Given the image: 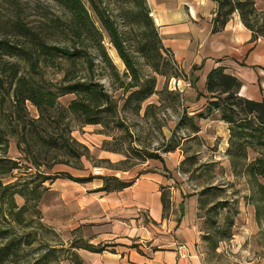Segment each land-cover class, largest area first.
<instances>
[{
    "label": "rangeland",
    "instance_id": "1",
    "mask_svg": "<svg viewBox=\"0 0 264 264\" xmlns=\"http://www.w3.org/2000/svg\"><path fill=\"white\" fill-rule=\"evenodd\" d=\"M97 1L107 8L118 29L125 32L128 39L126 45L137 67L138 79L152 86V94L140 104L133 97L128 98L130 91L124 92L119 87L110 74V68L93 49V41L77 40L75 45L80 53L86 52L94 59L92 75L116 102L115 114L106 113V123L102 125L81 124L62 109L73 95L59 94L57 107L49 110L41 121H49L51 126L47 127V131L53 135L67 125V135L71 138L69 147L64 152L47 150L37 144L33 136H29L28 144L26 141L20 142L18 147L17 136L7 135V148L0 146V154L16 161L18 168L12 171V177L2 179L3 182L18 178V183L38 185L40 191L45 187L50 189L57 184L67 183L60 177L41 183L44 175L58 172H68L74 177H91L89 181L96 178L102 184L114 185L117 181L130 180L150 170L170 176L171 170L175 169L177 182L183 184L185 191L196 189L198 194L203 195L200 213L209 219L200 225L203 264H264V199H259L264 195L256 191L242 165L256 156L257 148H248L247 159L238 158L233 171L230 156L226 154L229 131L224 129V135L215 139H211V136L207 138L203 131H192V124L200 130L198 122L205 118L198 117L197 113L206 111L209 99L206 98L201 107L189 104L186 99L190 90L188 87L179 90L177 86V80L189 78V74L164 56H158L154 46L142 49L144 39L129 11L127 0ZM251 1L255 12L249 15L250 23L264 29V0ZM16 17L49 44L60 46L66 42L61 34L66 24L64 13L53 2L0 0V41L19 47L24 41L13 26ZM96 26L103 33L102 45L120 80L127 83L130 78L124 63L98 22ZM4 63H17L19 73L32 76L52 90L58 89L62 69L67 64L55 62L34 75L18 57L6 56L0 50V126L7 131L9 123L13 125L15 121L37 119L38 111L29 101L20 107L14 104L11 73L2 70ZM74 75H87L81 63L76 64ZM217 117L215 110L207 118ZM206 129L209 130L205 133L210 134L211 128ZM224 137L227 138V146ZM29 148L31 151L27 153ZM220 149L225 153H218ZM32 159L39 165L34 166ZM55 161L62 162L53 164ZM45 192H42L36 210L31 208L24 214L22 223L12 221L9 216L5 220L0 218L1 231H7L8 235L24 242L31 241L13 260L4 264H28L47 252L46 264H86L80 256L75 258L68 246L72 239L79 243L87 241L89 231L86 228L60 230L54 220L57 215L54 197L45 200L46 209L42 203ZM14 200L18 206L24 203V199L17 194ZM220 217L222 220H219ZM225 233L230 237L221 238ZM232 237L234 240L229 241ZM219 239L223 241L217 245L220 251L216 252L214 246Z\"/></svg>",
    "mask_w": 264,
    "mask_h": 264
},
{
    "label": "trees",
    "instance_id": "2",
    "mask_svg": "<svg viewBox=\"0 0 264 264\" xmlns=\"http://www.w3.org/2000/svg\"><path fill=\"white\" fill-rule=\"evenodd\" d=\"M55 3L64 13L65 27L61 34L66 39L63 45L56 46L49 44L36 32L28 28L19 17L13 21V26L23 39L19 47L10 46L0 41L2 54L9 57H18L23 61L30 73L38 75L43 67L53 66L55 62L67 64L63 67L62 76L59 80L57 90L44 87L32 76L19 73L20 67L17 63H4L2 70L11 73V88L13 101L17 107L22 106L25 101L33 104L38 117L33 121H15L13 125L9 123L7 131L0 126V146L7 148V135L17 136L18 147L20 142L27 143L29 136H33L47 150H59L64 152L69 147L71 138L67 135L68 126L60 129L57 135L49 133L47 127L49 121H41L49 113V110L57 107L58 95L72 94L66 107L62 109L73 115L81 124H105V114H115L117 105L111 94L105 89L103 84L94 79L92 72L94 59L88 54L80 53L75 43L77 40L93 41V49L101 57L102 62L110 68V74L119 87L124 92L130 91L128 98L133 97L137 104H140L152 94V86L140 82L137 74V67L126 45L128 39L125 32L118 29L114 19L106 7L101 6L97 0H49ZM218 9L216 21L218 22L214 30L223 27L230 15L237 11L244 24L252 32L251 39L264 36V29L260 26L255 27L250 23L249 15H254L255 9L251 0H216ZM129 11L133 16L137 28L140 29L143 47L151 45L156 48L158 56L162 58V45L158 36L157 29L145 0H127ZM94 17L96 21L92 18ZM98 22L100 28L105 32L109 42L115 49L118 57L124 63L130 81L124 83L120 80L119 74L108 57L103 45V33L96 26ZM142 51V50H140ZM77 63H81L87 75H74V68ZM240 82L236 77L226 74L222 69L211 70L205 82V89L209 99L206 111L197 113L200 118L209 117L213 111L218 112V119L226 122L229 126V138L226 154L230 156V165L237 166V159H247V149L257 148L256 156L250 162H244V173H246L254 184L256 191L264 195V103L242 97L238 94ZM59 92V93H57ZM124 94V93H123ZM139 106L137 105L136 109ZM11 122V121H10ZM192 131L197 132V125L192 124ZM28 144V143H27ZM30 153L31 148L26 150ZM151 157V156H150ZM56 162V161H55ZM62 161H57V164ZM34 166L39 164L35 159L31 160ZM17 162L8 158L5 154H0V218L9 216L12 221L20 224L24 220V214L29 209H35L38 200L47 187L38 190V185L28 186L29 182L18 183V178L13 181L3 182L2 179L12 177V171L17 169ZM69 179L77 182H86L91 177H74L68 172H58L54 175H44L41 183L45 180L52 182L56 178ZM39 183V185L41 184ZM126 181H117L114 185L104 182L98 190L112 191L126 187ZM19 195L24 199V203L18 206L14 200V195ZM264 199V197L259 198ZM163 207H166L167 199L162 197ZM28 202H31L29 204ZM36 210V209H35ZM38 212V211H36ZM230 234L225 233L221 238H229ZM30 240L24 242L8 235L7 231L0 230V264L7 263L15 258L24 246L29 245ZM106 245H92L87 242L79 243L75 240L69 242L68 248L72 255L78 258L75 250L81 248L92 252H100ZM50 251V250H49ZM34 259L28 264H46L47 254Z\"/></svg>",
    "mask_w": 264,
    "mask_h": 264
},
{
    "label": "crops",
    "instance_id": "3",
    "mask_svg": "<svg viewBox=\"0 0 264 264\" xmlns=\"http://www.w3.org/2000/svg\"><path fill=\"white\" fill-rule=\"evenodd\" d=\"M145 1L162 48L169 49L177 65L189 74L177 80L179 90H190L189 104L201 107L205 103L206 77L216 68L237 78L240 96L264 103V36L252 40L251 30L237 12L214 30L216 0ZM198 125L197 133L203 131L211 139L223 136L224 129L229 131L228 124L219 119L205 118ZM207 127L210 134L205 133ZM65 180V185L47 189L42 203L46 209L45 200L54 197V220L60 230L86 228L85 242L106 245L100 252L75 250L86 264H203L200 225L209 220L200 213L203 195L196 189L185 191L175 169L170 176L146 171L112 191L98 190L102 182L96 178ZM221 241H216V252Z\"/></svg>",
    "mask_w": 264,
    "mask_h": 264
},
{
    "label": "built area",
    "instance_id": "4",
    "mask_svg": "<svg viewBox=\"0 0 264 264\" xmlns=\"http://www.w3.org/2000/svg\"><path fill=\"white\" fill-rule=\"evenodd\" d=\"M161 53L167 60H169L170 62H172L174 65L177 66V63L175 62L174 57H173V53L169 49L162 48ZM179 248H182V247H179Z\"/></svg>",
    "mask_w": 264,
    "mask_h": 264
}]
</instances>
